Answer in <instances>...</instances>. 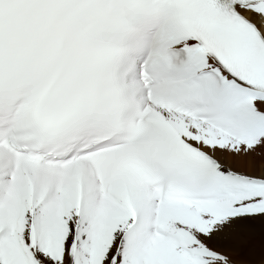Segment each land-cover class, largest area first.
Returning a JSON list of instances; mask_svg holds the SVG:
<instances>
[{"label": "snow or ice", "instance_id": "1", "mask_svg": "<svg viewBox=\"0 0 264 264\" xmlns=\"http://www.w3.org/2000/svg\"><path fill=\"white\" fill-rule=\"evenodd\" d=\"M0 264H264V0H0Z\"/></svg>", "mask_w": 264, "mask_h": 264}]
</instances>
